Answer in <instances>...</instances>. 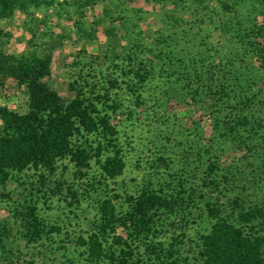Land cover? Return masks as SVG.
<instances>
[{
	"label": "rangeland",
	"instance_id": "374dc122",
	"mask_svg": "<svg viewBox=\"0 0 264 264\" xmlns=\"http://www.w3.org/2000/svg\"><path fill=\"white\" fill-rule=\"evenodd\" d=\"M29 1L0 16V54L48 60L42 84L67 104L105 97L98 109L116 135L113 146L99 134L81 140L91 153L104 145L88 169L67 158L53 173L0 183V264H116L113 237L132 246L135 264H203L208 205L242 228L236 204L263 208L246 229L264 236V0ZM2 83L0 130L3 109L29 112L27 87ZM116 150L125 169L110 179L101 163ZM145 191L178 205L156 218V254L118 226L106 257L92 260L103 202L122 217ZM30 208L45 230L33 242Z\"/></svg>",
	"mask_w": 264,
	"mask_h": 264
},
{
	"label": "trees",
	"instance_id": "16d2710c",
	"mask_svg": "<svg viewBox=\"0 0 264 264\" xmlns=\"http://www.w3.org/2000/svg\"><path fill=\"white\" fill-rule=\"evenodd\" d=\"M19 2L20 0H0V16H8ZM29 2L36 3L37 0ZM260 52L264 65V49ZM49 76L48 60L37 57L18 59L0 54V87L3 86V78H13L27 87L29 97L27 114L19 115L7 109L1 111L3 123V128L0 130L1 184H5L13 172L22 173L34 169L53 173L56 163L67 158L79 171L88 169L93 159L101 157L104 145L100 141L91 153L81 141L83 138L88 140L93 135L99 134L113 146L115 129L109 117L98 109V105L106 98L94 95L89 98L78 93L76 99L67 104L54 91L43 86L42 81ZM115 85L116 83H113V86ZM101 168L110 179L120 177L125 169L121 152L116 150L114 156L108 157L103 164L101 163ZM213 170L214 167L211 172ZM213 182L212 184H216L215 181ZM128 204L127 213L120 217L112 199L103 202L98 232L90 237L88 242L92 260L100 261L106 257L104 244L111 236L116 235L118 226L132 233L131 236H134L136 241H145V247L154 248V254L159 250L158 247L161 245H157L154 239L157 228L156 218L160 212L173 213L178 206L177 203L166 196L145 191L138 197H129ZM207 208L215 224L209 234L202 238L203 264H264V236L254 232L249 233L246 229L255 220L261 218L263 208L256 206L243 210L242 205L236 204L239 212L235 221L246 228L237 227L235 222L222 217L220 210L214 205H208ZM35 213L36 209L30 208L29 213L24 217L27 237L31 242L41 239L45 233ZM113 238L120 247V255L116 260L114 259L115 263L135 264L132 246L122 243L121 239Z\"/></svg>",
	"mask_w": 264,
	"mask_h": 264
}]
</instances>
